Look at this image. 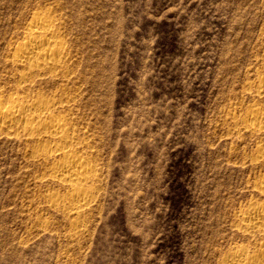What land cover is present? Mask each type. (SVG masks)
Segmentation results:
<instances>
[{
	"label": "rangeland",
	"instance_id": "374dc122",
	"mask_svg": "<svg viewBox=\"0 0 264 264\" xmlns=\"http://www.w3.org/2000/svg\"><path fill=\"white\" fill-rule=\"evenodd\" d=\"M50 7L72 77L24 93L7 57L30 16ZM263 73L264 0H0V102L69 88V117L99 174L75 235V217L47 198L66 188L26 160L24 138L3 133L0 264H223L236 248L253 254L264 234H244L234 216L264 203L255 190L264 163L251 161L264 133L233 132L231 117L264 109L254 89Z\"/></svg>",
	"mask_w": 264,
	"mask_h": 264
},
{
	"label": "bare ground",
	"instance_id": "6f19581e",
	"mask_svg": "<svg viewBox=\"0 0 264 264\" xmlns=\"http://www.w3.org/2000/svg\"><path fill=\"white\" fill-rule=\"evenodd\" d=\"M7 61L21 68L14 82L15 88H20L24 93L35 88L36 83L45 81V77L62 82L71 79L69 67L73 56L54 8L34 12L30 16L25 22L21 38L11 48ZM254 85L258 95L263 97L264 73ZM60 89V94L52 97L39 93L31 97L16 94L9 95L6 102H0V136L7 133L9 137L24 138L27 144L26 160L45 168L49 182L66 188L65 196L51 193L47 198L52 207L75 217L72 230L76 235L84 231V217L96 202L98 188L95 190L94 185L99 181V174L86 151L89 143L79 137L77 125L69 117L73 113L77 95L67 91L69 88L66 89L64 85ZM238 116L231 117L233 132L264 133L262 107L252 105ZM251 161L258 165L264 163L263 141L258 143L256 155ZM255 190L264 197V176L256 180ZM257 202H251L234 216L244 234H264V203ZM244 249L247 250L236 248L231 251L223 264H264V244H259L253 254Z\"/></svg>",
	"mask_w": 264,
	"mask_h": 264
}]
</instances>
